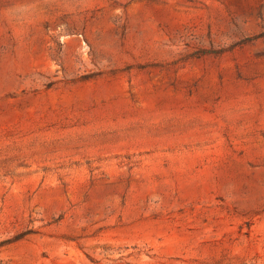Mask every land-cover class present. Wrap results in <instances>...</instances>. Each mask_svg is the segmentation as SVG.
Wrapping results in <instances>:
<instances>
[{
    "label": "rangeland",
    "instance_id": "374dc122",
    "mask_svg": "<svg viewBox=\"0 0 264 264\" xmlns=\"http://www.w3.org/2000/svg\"><path fill=\"white\" fill-rule=\"evenodd\" d=\"M0 264H264V0H0Z\"/></svg>",
    "mask_w": 264,
    "mask_h": 264
}]
</instances>
